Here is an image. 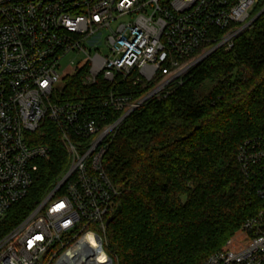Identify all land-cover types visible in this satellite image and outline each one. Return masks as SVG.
Here are the masks:
<instances>
[{"label":"built area","instance_id":"obj_1","mask_svg":"<svg viewBox=\"0 0 264 264\" xmlns=\"http://www.w3.org/2000/svg\"><path fill=\"white\" fill-rule=\"evenodd\" d=\"M259 2L0 0V220L27 196L38 162L51 156L40 143L46 122L61 128L70 157L53 191L0 240V264H100L86 238L105 253L101 264H113L106 222L120 193L102 166L107 141L145 101L182 84L217 33V46L232 48ZM93 43L104 44L107 54L86 50ZM72 52L82 53L84 63L61 78V62ZM84 68L88 85L132 78L134 85L156 86L137 101L114 87L98 100L61 101L64 79ZM115 114L121 117L111 121ZM238 162L264 197V139L245 141ZM202 264H264V210Z\"/></svg>","mask_w":264,"mask_h":264},{"label":"trees","instance_id":"obj_2","mask_svg":"<svg viewBox=\"0 0 264 264\" xmlns=\"http://www.w3.org/2000/svg\"><path fill=\"white\" fill-rule=\"evenodd\" d=\"M264 9V0L251 19ZM217 40L198 54L212 50ZM87 70L66 77L61 101L98 100L113 87L137 101L156 82L132 78L85 84ZM121 114L112 115L116 121ZM40 143L51 150L38 162L27 196L0 220V240L63 179L70 157L56 122H46ZM264 139V14L190 70L182 84L145 101L107 141L103 169L119 191L109 217L105 249L113 264H202L220 251L244 222L264 210L254 180L244 176L240 146ZM87 229H95L90 224Z\"/></svg>","mask_w":264,"mask_h":264},{"label":"rangeland","instance_id":"obj_3","mask_svg":"<svg viewBox=\"0 0 264 264\" xmlns=\"http://www.w3.org/2000/svg\"><path fill=\"white\" fill-rule=\"evenodd\" d=\"M95 43L98 42L99 44V37H96L94 39ZM86 44L84 45L86 47V50H91L92 54L99 53L100 55L104 56L107 54V49L104 44L101 45H95L96 48L94 49V44ZM85 60V56L82 53L72 52L69 55H67L61 62V69L62 72L61 78L66 76L69 71L76 68L77 66H82Z\"/></svg>","mask_w":264,"mask_h":264},{"label":"water","instance_id":"obj_4","mask_svg":"<svg viewBox=\"0 0 264 264\" xmlns=\"http://www.w3.org/2000/svg\"><path fill=\"white\" fill-rule=\"evenodd\" d=\"M264 14V9L255 17L251 20V22L249 23L248 28H250L254 22H256L261 15ZM219 48H221L220 46H217L215 48H213L212 50L208 51L206 54H204L199 60H197V62H195V64L192 66L193 68L196 67L197 65H199L201 62H203L205 59H207L212 53H214L216 50H218ZM119 211V208H117V210L115 211V214L112 215L111 217L108 218L107 222H106V226L109 227V225L113 222V220L115 219V215L116 213Z\"/></svg>","mask_w":264,"mask_h":264},{"label":"bare ground","instance_id":"obj_5","mask_svg":"<svg viewBox=\"0 0 264 264\" xmlns=\"http://www.w3.org/2000/svg\"><path fill=\"white\" fill-rule=\"evenodd\" d=\"M89 240H90V242H92V243H91V244H92L91 246H93V248H94L92 251H93V252H96V253H95V254H96V259H95V261H98V262H101V263L104 262V259L106 258L105 253L100 252V251L98 250V246H99V245H98V244L95 245V243L93 242V240L91 241V239H89V238H88V239H87V238L85 239L86 242H87V241L89 242ZM82 251H83V250H80V251L77 250L78 253H80V252H82ZM101 263H100V264H101Z\"/></svg>","mask_w":264,"mask_h":264}]
</instances>
